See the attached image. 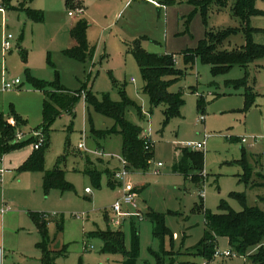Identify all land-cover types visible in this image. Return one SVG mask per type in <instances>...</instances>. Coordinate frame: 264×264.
Masks as SVG:
<instances>
[{"label": "rangeland", "instance_id": "rangeland-1", "mask_svg": "<svg viewBox=\"0 0 264 264\" xmlns=\"http://www.w3.org/2000/svg\"><path fill=\"white\" fill-rule=\"evenodd\" d=\"M79 1L81 7L75 8L67 0H33L28 7L42 15L37 23L18 9L21 0H11L9 7L0 2V115L16 134H22L21 142L37 135L47 140L42 171L19 172V167L5 162L10 154L33 152L31 144L1 157L0 169L5 172L0 180V211L4 202L10 210L0 218L2 264H41L43 255L36 247L41 236L32 214L47 220L49 250L63 255L56 264H122L121 253L102 252L103 242L96 233L108 230L120 231L124 250L130 249L133 219H125L120 227L111 223L115 219L112 206L120 197L116 183V187L109 183L121 165L116 159L99 158L78 149L84 141L88 151L122 157L120 136L95 139L91 135V129L111 130L115 122L95 113L79 95L70 112H61L44 131L45 95L30 85L28 77L58 83L70 93L85 90L98 99L108 96L114 102L121 100L120 92L125 94L134 106L126 109L124 118L139 129L141 139L153 145L146 170L129 175L136 209L144 217L148 211L164 216L163 249L173 254L163 257L164 264H202L204 260L190 251L205 235L204 210L218 214L225 204L236 213L244 206L264 212V188L252 186L260 181L256 174L264 176V59L246 70L234 67L219 76H212L209 66L199 59L190 66L183 62L184 52L196 49L207 33L240 27L232 14L237 0H210L205 4V14L203 0ZM254 9L257 15L251 18L250 26L260 32L253 35V41L264 46V0H255ZM81 21L89 25L86 39L93 48L91 58L84 63L65 54L75 45L70 32ZM8 35L10 48L3 55L1 43ZM136 41L147 53L171 56L175 68L184 72L168 88L169 93L181 97L184 106L180 116L166 124L163 107L152 108L142 92L140 69L132 54ZM244 43L243 35L237 34L227 39L221 50L230 51ZM245 76L255 95L246 110L242 90L225 86L226 81ZM3 77L18 80L19 89L3 91ZM201 101L203 112L197 107ZM200 117L205 121L198 122ZM204 135L205 148L193 151L204 157L202 180L195 183L174 169L182 155V144L200 143ZM241 161L253 173L248 183L243 181ZM157 163L163 167L159 175H153ZM54 169L63 172L69 189H44V176ZM89 172L99 174V188ZM233 195L243 196L244 203ZM134 225L140 241L137 264H157L160 241L153 235V223L142 218ZM216 250L232 251L224 237L217 238ZM207 264L251 262L238 255L212 258Z\"/></svg>", "mask_w": 264, "mask_h": 264}, {"label": "trees", "instance_id": "trees-1", "mask_svg": "<svg viewBox=\"0 0 264 264\" xmlns=\"http://www.w3.org/2000/svg\"><path fill=\"white\" fill-rule=\"evenodd\" d=\"M11 0H0L5 7L10 6ZM33 0H21L18 3V9L24 10L27 17L33 22H41L42 15L37 11L30 9L28 5ZM74 1L67 0L71 6L81 7L80 3L74 5ZM210 0H203L202 14H205V4ZM255 0H237L232 8L233 16L239 20L240 27L236 29H227L218 32H211L205 35V38L198 42L196 49L185 51L183 62L185 66L195 63L196 59L204 65L209 66L212 76L224 75L234 67L244 70L249 65L264 59V46L256 44L253 41V35L260 32L250 26L251 18L257 15L254 9ZM89 25L83 21L79 22L72 29L70 35L74 40V47L65 52L66 56L78 62L84 63L90 59L93 54V48L89 46L86 39V30ZM242 34L245 43L230 51L221 50L223 43L232 36ZM133 57L140 69L143 81L142 92L150 101V106L156 108L163 107L164 124L174 117L180 116L184 101L178 94L169 93L168 88L184 75V72L175 68L173 58L168 55L159 56L143 51L136 41L132 49ZM247 76V75H246ZM246 76L238 80L225 82V86L234 90H242L244 97L245 110L252 106L255 95L246 81ZM30 85L45 95L43 103V129L46 131L54 118L61 112H70L72 106L78 100L79 95L84 102L97 114L109 118L115 122V127L107 131H96L91 129V135L95 139H100L108 135H118L121 137V156L127 161L128 170L144 171L146 170L151 158L153 145L148 139H141L140 131L126 121L124 114L127 108L133 107L123 92H120L121 100L114 102L108 96L98 99L90 92L80 90L79 93H70L62 89L58 83L55 85L46 84L42 81L28 77ZM198 108L203 112V101L198 103ZM16 124L20 122L15 119ZM43 135V134H42ZM16 133L12 127L7 124V120L0 115V160L7 153L16 151L26 144H36L38 138H31L28 141L17 142ZM47 140L43 136V142L37 150H33L27 160L18 168V171L37 172L43 169V157ZM203 154L193 152L187 149L182 150L181 158L175 166V172L184 177H189L192 182L199 183L202 178L200 174L203 171ZM243 167V181L248 183L252 179L253 173L246 166L244 161L239 162ZM97 188L99 184V174L88 173ZM260 180L252 184L253 187L264 188V176L256 174ZM113 178V174H112ZM115 186V181L109 183ZM59 188L62 190L69 189L70 186L64 181L63 172L54 169L47 172L44 176V189ZM244 203V197L233 195ZM221 212L213 214L204 210L205 235L203 239L191 249V255L200 257L203 260H211L217 249V238L224 237L237 256L246 257L251 264H264V212L257 207H243L239 213L232 211L228 206L222 204ZM31 219L37 226L41 242L36 247L42 252L41 264H56L58 257H62L60 252L50 251L48 246V237L46 231L47 220L41 214H32ZM143 218H147L154 225L153 235L160 241V252L155 254L157 264H164L163 257L166 254L163 249L164 241V216L148 211ZM136 220H131L130 249L124 250L123 236L120 231H105L96 233L103 242L102 252L104 253H121L124 257L122 264H137L139 257V235L134 225ZM61 230V227H58ZM180 254V253H179ZM188 254V253H187ZM173 255V254H170Z\"/></svg>", "mask_w": 264, "mask_h": 264}, {"label": "built area", "instance_id": "built-area-1", "mask_svg": "<svg viewBox=\"0 0 264 264\" xmlns=\"http://www.w3.org/2000/svg\"><path fill=\"white\" fill-rule=\"evenodd\" d=\"M0 12L2 10L0 9ZM69 16H73L71 12L68 13ZM10 40L11 36L8 35L7 37H4L1 43V51L2 54L5 55L7 51L10 48ZM133 81V80H132ZM20 83L18 80H13V81H7L3 77V85H2V90L3 91H12L15 89H19ZM204 121L203 117H200L198 119V122ZM12 125H14V122H10ZM38 138V142L36 144L32 145L33 150H37L40 146V144L43 142V139L41 138L40 135L35 136ZM16 141L21 142L23 139V136L21 133L16 134ZM84 140V139H83ZM206 145V136L204 135V139L200 143H184L182 144L183 149L187 150H203ZM78 149L83 152H89L99 158H111V159H116L119 164L121 165V169L117 170L113 174V180L115 181L117 188L119 190V199L113 204L112 206V211L115 215V219L111 221L112 225L114 227H120L122 222L125 219H136V220H142L143 216L141 213L136 209V194H135V188L130 182L129 175L130 171L128 170V163L123 157H114L111 155H107L102 151L95 150V151H88L85 148L84 141L78 145ZM0 163H2V159L0 160ZM163 167L161 163H157L155 168L152 170L153 175H159L160 169ZM4 170L0 169V180L1 176L3 174ZM89 189H86V193H89ZM9 209H2L0 211L1 214H4L7 212ZM237 254L234 251H225L222 253H219L218 250H215L213 257L212 258H232L236 257ZM247 259V258H246ZM3 260V250L0 248V264H2ZM209 260H204L202 264H207Z\"/></svg>", "mask_w": 264, "mask_h": 264}, {"label": "crops", "instance_id": "crops-1", "mask_svg": "<svg viewBox=\"0 0 264 264\" xmlns=\"http://www.w3.org/2000/svg\"><path fill=\"white\" fill-rule=\"evenodd\" d=\"M76 2H79L80 3V1L79 0H75ZM133 80V81H132ZM130 82H134V79H131L130 80ZM205 121V120H204ZM204 121H202V122H204ZM204 139V138H203ZM14 152V151H13ZM31 152H32V150L30 149V152L28 153V154H26L25 156H21V154H17V153H14V154H10L7 158H6V161L5 162H8L9 161V163L11 164V165H13L14 167H16V168H18V167H20L26 160H27V158L30 156V154H31ZM3 162V161H2ZM7 166H8V164H7ZM6 166V167H7ZM3 170V169H2ZM4 172H5V169H4ZM4 172H3V174H4ZM6 205V202H4V204H3V206H2V209H5V207L7 206H5ZM5 206V207H4ZM7 208L9 209V207L7 206ZM1 209V210H2ZM10 210H8L7 212H9ZM6 213V212H5ZM2 216H3V214H1L0 213V218H2Z\"/></svg>", "mask_w": 264, "mask_h": 264}]
</instances>
